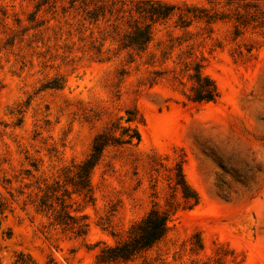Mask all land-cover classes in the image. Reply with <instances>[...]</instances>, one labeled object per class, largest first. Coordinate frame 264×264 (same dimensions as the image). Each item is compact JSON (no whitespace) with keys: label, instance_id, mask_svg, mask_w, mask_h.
I'll return each mask as SVG.
<instances>
[{"label":"rangeland","instance_id":"rangeland-1","mask_svg":"<svg viewBox=\"0 0 264 264\" xmlns=\"http://www.w3.org/2000/svg\"><path fill=\"white\" fill-rule=\"evenodd\" d=\"M152 4L174 8L144 51L122 47ZM197 67L215 100L191 98ZM128 111L140 141L107 147L92 200L67 199L87 216L78 236L38 203ZM180 161L190 208L173 188ZM0 197V264H97L169 199L164 237L117 264H264V0H0Z\"/></svg>","mask_w":264,"mask_h":264},{"label":"trees","instance_id":"trees-1","mask_svg":"<svg viewBox=\"0 0 264 264\" xmlns=\"http://www.w3.org/2000/svg\"><path fill=\"white\" fill-rule=\"evenodd\" d=\"M99 8L95 7L92 11L89 10V18L98 20L100 16H104L99 15L101 12ZM173 8L174 6L169 4H152L149 7L138 6L139 12L143 13L141 17L150 20V22L140 23L134 19L130 23V29L120 38V45L124 48L144 51L152 39L151 23L166 18ZM193 77L195 84L192 87L191 98L194 101L215 100L219 94L215 81L210 76L201 73L198 67L195 69ZM62 86L63 80L59 79H53L44 84V87L49 88ZM128 113L129 115L125 119L127 125H123L119 121L113 122L95 136L88 155L75 165V171L66 179L73 186V191L68 190L67 182L60 184L56 181L55 183L58 185H48L46 192L40 198L39 209L50 211L55 223L64 229L72 230L78 236H84L87 233V216L86 214L73 215L69 210L70 204L67 199L71 198L72 192H76L89 201L92 200L91 176L95 167L101 162L107 147L140 141L141 136L138 128L131 124L135 112L128 111ZM117 131L119 133H116ZM175 170L173 188L180 189L184 207L190 208L198 202V195L185 179L182 161L176 163ZM59 191L60 194H58ZM4 203L5 201L0 197V211H2ZM167 203L168 208L153 207L146 216L133 224L126 239L114 245L104 246L97 255V264H117L131 261L161 240L168 230L170 215L177 208V203L174 200L169 199Z\"/></svg>","mask_w":264,"mask_h":264}]
</instances>
